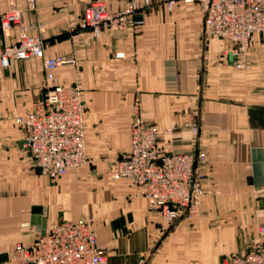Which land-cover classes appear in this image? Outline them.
<instances>
[{"label":"crops","instance_id":"0c3cea01","mask_svg":"<svg viewBox=\"0 0 264 264\" xmlns=\"http://www.w3.org/2000/svg\"><path fill=\"white\" fill-rule=\"evenodd\" d=\"M104 1L112 11L128 3ZM89 2L37 0L35 13L46 22L45 57L67 59L55 82L84 89V166L58 180L42 174L15 122L46 94L44 58L14 60L0 75V264H10L18 242L83 217L93 221L108 264H223L253 239L264 242V33L254 35L241 69L228 42L205 40L197 3L169 10L153 0L139 11L142 27L90 38L79 26ZM18 31L0 34V45ZM138 108L163 130V150L206 153L197 167L208 193L195 217L168 225L150 209L144 186L112 176L130 150Z\"/></svg>","mask_w":264,"mask_h":264},{"label":"built area","instance_id":"2783aa9c","mask_svg":"<svg viewBox=\"0 0 264 264\" xmlns=\"http://www.w3.org/2000/svg\"><path fill=\"white\" fill-rule=\"evenodd\" d=\"M162 1L169 10L180 2L199 4L204 12L205 40L222 38L232 46L230 53L237 68L250 64L254 35L264 33V0ZM152 2L128 0L125 7L112 11L106 2L96 0L85 7L79 26L90 38L106 29H138L145 23L140 9ZM27 10L29 21L25 19ZM27 10L14 8L1 16L3 34L13 26L19 33L14 42L0 45V75L14 60L44 58L46 94L26 113L17 115L15 122L27 132L24 145L35 165L42 174L58 180L88 162L84 89L78 82H55V69L67 59L45 57L46 26L35 16L37 0H28ZM193 130L198 132L197 127ZM162 132L158 125L147 123L138 108L131 126L130 150L112 166L111 174L144 186L142 193L150 209L158 210L163 221L172 225L199 213L208 192L197 165L205 164L207 155L163 150L159 143ZM260 232L264 233V227ZM10 264H108V251L99 242L93 221L83 217L57 223L31 244L18 242ZM223 264H264V242L253 239L245 248L225 256Z\"/></svg>","mask_w":264,"mask_h":264},{"label":"rangeland","instance_id":"374dc122","mask_svg":"<svg viewBox=\"0 0 264 264\" xmlns=\"http://www.w3.org/2000/svg\"><path fill=\"white\" fill-rule=\"evenodd\" d=\"M93 1H96V0H90V2H93ZM102 1H104V0H102ZM27 7H28V0H0V10L1 11H7V12H9V11H11L14 8H18L20 10L25 11V10H27ZM26 14H29L28 10L25 11V15ZM41 22L44 23L45 26H46V22H44L43 20H41ZM45 31H46V29H45Z\"/></svg>","mask_w":264,"mask_h":264},{"label":"water","instance_id":"95a60500","mask_svg":"<svg viewBox=\"0 0 264 264\" xmlns=\"http://www.w3.org/2000/svg\"><path fill=\"white\" fill-rule=\"evenodd\" d=\"M0 34L3 35V29L1 27V16H0Z\"/></svg>","mask_w":264,"mask_h":264}]
</instances>
